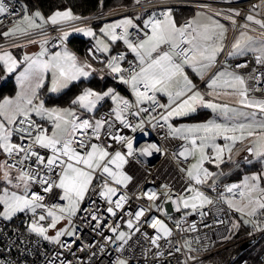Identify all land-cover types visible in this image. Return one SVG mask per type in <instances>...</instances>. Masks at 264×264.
Returning a JSON list of instances; mask_svg holds the SVG:
<instances>
[{"label": "snow or ice", "instance_id": "6c2138e0", "mask_svg": "<svg viewBox=\"0 0 264 264\" xmlns=\"http://www.w3.org/2000/svg\"><path fill=\"white\" fill-rule=\"evenodd\" d=\"M253 7H264V0ZM221 16L236 29L240 16L236 9H228L227 13L216 12L215 16L197 12L182 24L177 23L168 9L159 15H149L142 25L131 17L116 20L100 28L99 35L92 28L62 30V42L71 32L92 37L95 53L106 57V62L101 61L104 68L128 87L131 99L114 88L104 91L85 88L71 101L70 107H47L39 98V91L49 73L51 91L55 92L69 82L91 76L96 71L92 64L81 62L67 47L50 53L45 47L47 38L40 41L29 39L28 43L40 44V51L25 54L22 60L11 51L0 49V68L5 73H14L23 64L17 75L19 91L14 97L0 100V154L5 156L0 162V221L10 222L19 214H30L26 222L27 233L70 249L71 245L62 241V237L76 236V229L70 226L79 212L88 211L97 228L103 223L97 215L99 208L89 210L82 207L89 193H97L107 205L105 211L116 217L117 210L123 211L129 199L126 194L113 199L119 186L127 187L132 180L125 171L129 158H135L137 151L140 156H152L162 151L156 143L137 150L133 137L122 134L126 129L133 133L143 131L147 123L153 128L166 127L169 137L182 142L173 152L177 163L181 162L180 158L184 162L191 161L186 168H180L187 178L183 192L176 194L173 200L171 190L164 185V200L175 204L176 211L190 209L185 216L198 213L204 217L209 214L205 209L216 205L204 190L207 188L216 192L217 200L228 209L239 213L244 224L264 231L261 227L264 224V170L221 186L223 173L205 166L211 164L219 169L225 155L231 159L236 145L245 142L246 151L264 161V86H259L260 78L255 77L258 86L249 88L244 76L225 66L209 76L206 81L209 91L202 93L186 71L191 69L204 80L206 73L214 68L218 56L225 50L228 31L226 25L216 18ZM258 16L250 13L244 17L228 56L251 53L255 62L264 66V18ZM3 17L14 18L12 27L0 33L5 38L30 36L49 25L63 29L82 19L70 8L45 16L40 10L30 11L27 5L17 9L7 0H0V18ZM0 23H3L2 19ZM251 32H259V36H253ZM118 42L123 43L125 50L113 53V46ZM89 53L96 59L93 49ZM129 55L132 59L128 58ZM246 66L236 65L237 68ZM256 92L262 94L257 96ZM161 97H166L167 102H161ZM221 97L233 99L231 102H215ZM106 101L111 102L108 110L98 114ZM198 107L211 109L214 117L180 126L172 122L174 118L195 113ZM157 109L163 111L157 112ZM143 196L152 202L151 207L156 211L168 215L161 205L156 204L161 199L159 193L147 191ZM149 210L140 207L135 212L125 213L129 217L126 220L129 231L120 230V223L107 225L113 235L104 237L105 241L115 246L117 253L124 252L132 236L141 233V220ZM63 221L67 224L58 228ZM144 223L156 234L149 236L144 232L142 235L156 248L160 247L161 239L173 235L168 224L158 217ZM176 223L179 226L180 221ZM239 226V222L232 225L236 229ZM196 228L195 223L190 225L192 231ZM52 230H55L54 235L49 234ZM184 247L193 251L188 240H185ZM180 250V247L175 249L176 252ZM61 255L55 253L47 264H57V261L71 264L61 260ZM0 264L16 262L0 256ZM114 264H129V261L117 257Z\"/></svg>", "mask_w": 264, "mask_h": 264}, {"label": "built area", "instance_id": "2783aa9c", "mask_svg": "<svg viewBox=\"0 0 264 264\" xmlns=\"http://www.w3.org/2000/svg\"><path fill=\"white\" fill-rule=\"evenodd\" d=\"M259 1L261 0H142L134 5L81 17L82 19L64 26L63 29L49 25L43 31L36 30L30 36L2 39L0 40V49L3 50L16 47L14 45L26 44L29 39L37 40L44 36H49L48 43L45 45L49 51L55 50L60 46L70 47L82 60L92 64L93 68L96 69V74L117 83L118 86H116L115 90L131 99L128 87L116 82L112 74L104 68V64L101 61L106 62V57L102 53H95V42L89 40L84 52L79 51L71 43V34L66 40L61 41L62 30L70 31L76 27L92 26L115 17L131 14H137L136 17H139V19L136 18L137 24L142 25L143 20L151 14L159 15L168 9H171L174 14L175 11H179L182 8H189L202 9L213 15L216 12L227 13L228 9L239 10L240 16L237 17L236 29L234 30L231 25L233 33H236L240 30L239 25L244 22L246 15L250 13L253 15L259 14L258 18H264V13L258 12L253 8ZM7 2L12 3L17 9L25 5L20 0H7ZM219 18L224 19L222 16ZM0 19L3 20V23H0V29H2L11 26L14 18L3 17ZM188 19L181 21L180 24ZM224 20L230 23L229 20ZM253 33L259 35V32ZM118 44H120V47L113 53L125 50L122 42H118ZM90 49H93L96 59L89 53ZM38 52L39 50L35 51V53ZM23 56L21 55L20 60H22ZM128 58L132 59V56L129 55ZM224 60L223 54L217 61L216 67L227 66L229 69L244 76L249 88L258 86L256 79H254L255 77L260 78L261 84L259 86H264V66L255 62L253 54L238 56L228 62ZM237 64H246L247 66L237 68ZM9 77L8 74L2 75L1 85L7 82ZM198 87H201V84ZM254 94L259 96L262 93L256 92ZM161 102L165 103L163 97H161ZM110 103V101L103 102V107L98 114L107 111ZM161 111L163 110L157 109V112ZM122 134L133 137L134 148L137 150L146 147L150 143H156L162 150L160 153H153L152 156H140L137 151L135 158H129L125 171L132 176V180L127 187L119 186L117 196L113 197L114 200L118 199L121 194H126L129 197L123 211L117 210L116 217H112L105 211L107 207L105 201L97 193L90 192L82 207L89 210L99 208L97 215L102 218L103 223L97 228L96 221L91 220L88 211L79 212L73 218V224L70 226L76 229V236L62 237V241L71 245L70 249L61 248L58 245L43 241L34 234L27 233L26 222L29 221L30 214H19L10 222L0 221V256L4 259L14 260L16 264H47V261L55 253H61L60 259L65 262H71V264H114L117 257L127 259L129 264H264V250L257 254L258 252L255 249V245L264 241V231L253 228L251 224L239 223L240 232L232 238L233 219L231 210L217 200L216 192L207 188L204 189L216 201L215 207L209 206L208 209H205L209 214L204 217H201L198 213L185 216V212H190V209L176 211L175 204L163 199V194L166 191L164 185H167L168 189L171 190L173 200L176 199V194L183 192L187 178L185 173L180 171V168H186L188 163L191 162H184L180 158L181 162L177 163L176 158L173 157V152L178 150V146L182 142L169 137L166 127L153 128L146 123L143 131L137 130L133 133L130 129H126L123 130ZM205 166L212 171L223 173L220 177L221 186L239 182L235 179L225 178L227 171L222 172L219 169H215L211 164H206ZM147 191H156L160 194L161 199L157 200L156 204L161 205L168 215H164L163 212L156 211L154 207H151L152 202L143 196V193ZM140 207L150 208L141 220V233H136L132 236L128 245L125 246L124 252L117 253L115 246L107 243L104 239L106 236L113 235L107 225L114 226L116 223H120V230L129 231L126 227V220L129 217L125 213L135 212ZM121 216L124 217L123 220L120 219ZM152 217L164 220L173 231L172 237L159 241V248L153 246L142 235L144 232H147L149 236L156 234L154 229L147 227V224L144 223L145 220L150 221ZM176 221H180L179 226ZM192 223L197 225L195 231L190 229ZM261 227H264V224ZM21 239H23V243H21ZM169 240L171 243H169ZM185 240L191 242L193 251L189 252L184 247ZM248 241H251V243L243 248L242 245ZM101 246H103V250H101ZM177 247L181 249L179 252L175 251ZM8 249H11V251L9 252ZM251 252H253V255H251ZM157 253H162V255H157ZM57 264H59V261H57Z\"/></svg>", "mask_w": 264, "mask_h": 264}, {"label": "trees", "instance_id": "16d2710c", "mask_svg": "<svg viewBox=\"0 0 264 264\" xmlns=\"http://www.w3.org/2000/svg\"><path fill=\"white\" fill-rule=\"evenodd\" d=\"M27 5L30 11L39 9L45 16L51 15L56 10H64L70 8L73 13L80 17H87L96 13L109 11L112 9L130 6L136 4V0H20ZM191 14V9L185 8L175 11L174 15L179 18L180 22L187 19ZM6 28L0 29V33H3ZM5 39L3 35H0V40ZM90 39H86L77 35L71 37L72 45L79 51L84 52L85 46ZM120 44L114 46L113 51L118 49ZM7 74L0 68V98L6 93H14L15 86L13 84V76H10L8 81L1 85L2 75ZM12 83V84H11ZM114 81L108 78L101 77L94 73L90 78L80 79L73 82L67 89L59 94L48 93L45 98V105L49 106H62L70 107L71 101L75 99L85 88H93L97 91H104L111 88L114 85ZM211 116V111L208 109H199L192 117H188L187 120L191 121H203ZM223 169H231L232 165L226 163ZM229 168V169H228ZM255 249L259 254L264 250V241L255 245ZM253 252H251V255Z\"/></svg>", "mask_w": 264, "mask_h": 264}, {"label": "rangeland", "instance_id": "374dc122", "mask_svg": "<svg viewBox=\"0 0 264 264\" xmlns=\"http://www.w3.org/2000/svg\"><path fill=\"white\" fill-rule=\"evenodd\" d=\"M260 4H261V1H259L257 3V5H260ZM254 9L256 11H258V12L264 13V7H256ZM35 10H33V11H35ZM197 12H203V13H206L207 15H213V14H210L209 12H206V11H203V10H201V11L200 10H196V13ZM130 16H137V14L124 15L123 17H115V18H112V19L103 21V22L99 23L98 25L87 26V28H92L97 33V35H99L100 34L99 33V30L104 25L109 24V23H112V22H114L116 20H120V19L125 18V17H130ZM8 28H10V27H7L5 29V31H7ZM251 33L250 34L253 35V36H259V35L255 34L253 32H251ZM40 40H42V39H37V41H40ZM35 44H37L40 47V44L39 43H35ZM35 44H32V43L23 44V45L20 46L21 49H20L19 52L15 49L16 47H11V48H7V49H3V50L11 51L12 54L18 60H20L19 56H21V55H25V54L32 55V52L33 51L31 49V46H33ZM65 47H67L70 51L74 52L77 55V53L74 50H72L70 47H68V46H60L57 49L52 50V51H49V52L51 53V52L61 51ZM36 50H39L40 51V48L39 49H36ZM77 57L79 58V60L81 62H85L78 55H77ZM22 69H23V64L21 65V68L18 69L16 72L11 73V74L7 73L9 76H13V84L15 86V91H14V93H6L4 96H2L0 98V100L4 99L5 97H14L16 95L17 91H19V85H18V81H17V75H18L19 71H21ZM93 73H95V72H93ZM93 73H92V75H93ZM89 77H91V76H89ZM81 79H87V78H81ZM114 80L119 83V81L116 80L115 78H114ZM73 82H75V81L69 82L66 87L59 88L57 91L53 92V91H51V88H52V78H51V74L49 73L47 75L46 79H45L44 86L39 91V98L45 102V98H46V95L48 93L59 94L63 90L67 89ZM119 84H121V83H119ZM114 85L118 86L117 83H114ZM116 86H113L111 88L116 89ZM119 93L121 94V92H119ZM215 102L222 103V102H219V101H215ZM46 106L47 107L67 108V107H62V106H49V105H46ZM233 106H236V105L233 104ZM198 108H201V107H198ZM198 108H197V110H198ZM194 114H196V112L193 113V114H190L188 116H185V117L174 118L173 119V122L177 126H180V125L195 124V123H200V122H205L206 121V120H203V121H197V122L196 121L189 122L187 120V118L189 116L192 117ZM214 115L215 114L213 113V115L210 118H208V119H212L214 117ZM219 142L220 143H224L223 141H219ZM246 146H247V142H245L244 144H237L236 147L233 149V152L231 154V159H228L227 154L225 155L224 162L219 167V170L220 171H222V172L227 171V174L225 175V178H232V179H236V180L240 181L243 178V176H245V175H250L252 173H256V172H260L261 170H264V161H262L260 159H257V158H255L254 156H252L250 154L248 156H246V154H248V152L246 151ZM2 161H3V159L0 156V162H2ZM226 163H230V165H232V168L231 169L228 168L229 170H227V169L224 170L222 166L224 164H226ZM211 166H214V165H211ZM215 169H217V168L215 167ZM231 215H232L233 223L234 222L243 223V221L240 218V214L239 213H236L233 210H231ZM66 224H67V222L66 221H63L57 227L58 228L59 227H64ZM239 232H240V229L239 228L238 229L233 228L232 233H231V237L234 238ZM49 234L50 235H54L55 234V230H52Z\"/></svg>", "mask_w": 264, "mask_h": 264}, {"label": "crops", "instance_id": "0c3cea01", "mask_svg": "<svg viewBox=\"0 0 264 264\" xmlns=\"http://www.w3.org/2000/svg\"><path fill=\"white\" fill-rule=\"evenodd\" d=\"M139 1H142V0H139ZM182 9H185V8H182ZM189 9V8H188ZM36 10H39V9H36ZM196 10H202V9H191V14L189 15V19L190 18H192V17H194L195 15H196ZM203 11H205V10H203ZM206 12H208V11H206ZM210 13V12H209ZM210 14H212V13H210ZM174 16V18H175V20L177 21V23L178 24H180V20H179V18L178 17H176L175 15H173ZM214 16V15H213ZM121 17H123V16H121ZM131 18H133L134 19V21H135V23H137V21H136V16H130ZM216 18H218V19H220V21H221V23H223V24H225L226 25V27L228 28V31H227V34H226V39H225V41H224V44H225V50L222 52V53H220V55L218 56V58H217V61L222 57V55L224 54V58H225V62H228V61H230L232 58H235V57H238V56H241V55H234V56H228V52L229 51H231V44L234 42V38H235V36L236 35H238V31L236 32V33H233V30H232V26H231V24L229 23V22H227V21H225L224 19L222 20L221 18H219V17H216ZM99 24V23H98ZM98 24H95V25H98ZM12 26V25H11ZM11 26H9V27H11ZM81 28H87V27H81ZM71 31V30H70ZM252 34V33H251ZM71 35L72 36H74V35H77V36H80V37H83V38H86V39H90V40H92V41H94L95 42V40L92 38V37H88V36H85L83 33H77V32H71ZM48 37L49 36H44V37H42V38H40V39H45V38H47L48 39ZM28 44V43H27ZM23 45V44H22ZM40 47L37 45V44H35V45H33V46H31V49H32V55L35 53V51H37L36 49H39ZM113 48H114V46H113ZM18 52L20 51V49H21V47H16L15 48ZM249 54H251V53H249ZM21 56H19V58H20ZM80 57V56H79ZM216 64H217V62H216ZM216 64H215V66H214V68L213 69H211V70H209L207 73H206V75H205V79L204 80H201L195 73H193L192 71H191V69H188L187 70V72H188V75H189V78L190 79H192L193 80V83L197 86V89L198 90H200L202 93H206L207 91H209L208 89H207V87H206V81L208 80V78H209V76H211L212 75V73L213 72H215L216 70H219V69H222V68H224L225 66H219V67H216ZM231 70V69H230ZM93 75H94V73H93ZM92 76V75H91ZM90 78V77H89ZM199 84H201V87H198V85ZM64 91V90H63ZM61 93V92H60ZM50 94H52V93H50ZM164 98V100H165V103L167 102V98L166 97H163ZM207 99H212V97H206ZM232 99L233 98H227V97H221L220 99H218V100H216V101H219V102H231L232 101ZM199 109H207V108H203V107H201V108H198V110ZM197 110V111H198ZM208 110H210V109H208ZM196 111V112H197ZM211 111V110H210ZM213 115V112L211 111V116ZM211 116H209V118L211 117ZM207 120V119H206ZM249 155V153L248 154H246V156H248ZM0 156H1V158L4 160V155L3 154H0ZM229 179H232V178H229ZM236 180V179H235Z\"/></svg>", "mask_w": 264, "mask_h": 264}, {"label": "water", "instance_id": "95a60500", "mask_svg": "<svg viewBox=\"0 0 264 264\" xmlns=\"http://www.w3.org/2000/svg\"><path fill=\"white\" fill-rule=\"evenodd\" d=\"M250 243H251V241L245 242V243L242 245V247H243V248H244V247H247Z\"/></svg>", "mask_w": 264, "mask_h": 264}]
</instances>
